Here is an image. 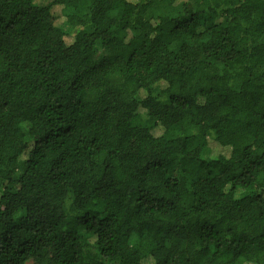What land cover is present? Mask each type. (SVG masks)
Returning <instances> with one entry per match:
<instances>
[{
    "label": "trees",
    "instance_id": "obj_1",
    "mask_svg": "<svg viewBox=\"0 0 264 264\" xmlns=\"http://www.w3.org/2000/svg\"><path fill=\"white\" fill-rule=\"evenodd\" d=\"M264 264V0H0V264Z\"/></svg>",
    "mask_w": 264,
    "mask_h": 264
},
{
    "label": "rangeland",
    "instance_id": "obj_2",
    "mask_svg": "<svg viewBox=\"0 0 264 264\" xmlns=\"http://www.w3.org/2000/svg\"><path fill=\"white\" fill-rule=\"evenodd\" d=\"M146 264H152V261L149 260V261L146 262Z\"/></svg>",
    "mask_w": 264,
    "mask_h": 264
}]
</instances>
